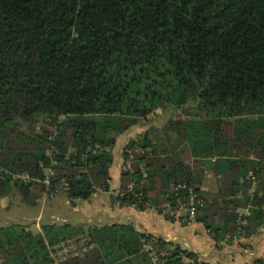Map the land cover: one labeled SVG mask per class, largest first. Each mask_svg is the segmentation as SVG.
Returning a JSON list of instances; mask_svg holds the SVG:
<instances>
[{"label": "trees", "instance_id": "obj_1", "mask_svg": "<svg viewBox=\"0 0 264 264\" xmlns=\"http://www.w3.org/2000/svg\"><path fill=\"white\" fill-rule=\"evenodd\" d=\"M166 109L124 148L133 188L117 200L171 204L187 226L189 192L172 187L188 186L217 247L247 248L237 240L264 227V0H0V207L109 191L120 137ZM198 167L221 184L209 211ZM41 227H0V264H156L147 242L167 264H211L131 223ZM81 234L94 250L57 263L52 249Z\"/></svg>", "mask_w": 264, "mask_h": 264}, {"label": "crops", "instance_id": "obj_2", "mask_svg": "<svg viewBox=\"0 0 264 264\" xmlns=\"http://www.w3.org/2000/svg\"><path fill=\"white\" fill-rule=\"evenodd\" d=\"M144 123H140L121 136L118 144L114 148L115 160L111 168V189L109 191H98L88 202L78 201L74 209L79 210L76 213L81 217L77 221H75L76 215L71 218L69 215L67 217L57 215L52 222H56L57 220L71 222L74 225L85 227L86 230L92 226L103 227L105 225L131 223L139 232L161 236L167 242L175 244L174 246H180L183 250H191L211 264H252L263 257L264 227L261 228L259 235L252 237L250 240L246 239L249 241L247 242V248L241 247L238 243L228 244L227 241H223L220 247H217L214 239L210 235L209 229L203 223L197 221L185 226L181 221L168 219L167 214L169 217L172 216L175 218L176 216H173L171 211H166V214L163 213L157 205H150V209L144 211L135 205H124L117 200L118 196L123 193V188L127 184L131 187L132 184V181L128 180L129 177L125 176L124 172V148L131 139L139 137L149 130V128L144 126ZM118 147L119 152L117 151ZM116 159H118V162L115 168H113ZM197 169H199L200 176L202 177L200 188L201 201L202 203H206L207 207L204 209L209 211L211 210L210 204L219 199L221 184H219V181L213 174L211 175L207 171L203 174L201 167ZM104 193L110 194L114 198L111 200L106 199L103 195ZM176 224H179V226L174 227L173 225ZM242 240H237V242ZM94 248L95 245H92L91 249L85 255L79 257H86ZM249 249L253 252H249Z\"/></svg>", "mask_w": 264, "mask_h": 264}, {"label": "rangeland", "instance_id": "obj_3", "mask_svg": "<svg viewBox=\"0 0 264 264\" xmlns=\"http://www.w3.org/2000/svg\"><path fill=\"white\" fill-rule=\"evenodd\" d=\"M173 109H166L159 112V116L151 117V119L147 122H145L144 126L146 128H149L152 125L156 126H164L167 119L172 117L174 115ZM145 133V132H144ZM117 151L119 152V147L117 148ZM118 159H116L115 166L117 165ZM131 162L128 163V167H130ZM133 186V184L131 185ZM106 199H113L112 195H108L106 193L103 194ZM170 204V203H169ZM11 205V209L7 212V208ZM75 207H73L68 199L65 196L57 195L53 198H48L45 200V202H41L37 206H29L21 202L20 199H14L12 203H9L7 201L6 203H3L0 207V227L4 226L7 222H25L26 225L29 226V229L32 230L35 234H38L41 232L42 227L40 226L41 223H44L46 221H53L57 215H60L61 217H67V215L71 217H75V221L80 219V215L76 212L79 210H75ZM58 211V212H57ZM170 211L175 212V208L171 206L170 204ZM183 216H186L184 213ZM39 221V222H37ZM57 222H61L60 220H57ZM174 227L179 226V224L173 225ZM260 234V233H259ZM258 234V235H259ZM251 239V238H250ZM247 239V240H250ZM245 238H243V241H247ZM263 246L262 244H260ZM242 247V246H241ZM264 247V246H263ZM262 251V249H261ZM249 252H253L249 249ZM264 256V255H263Z\"/></svg>", "mask_w": 264, "mask_h": 264}, {"label": "built area", "instance_id": "obj_4", "mask_svg": "<svg viewBox=\"0 0 264 264\" xmlns=\"http://www.w3.org/2000/svg\"><path fill=\"white\" fill-rule=\"evenodd\" d=\"M18 178H22V176L18 175ZM24 178L29 179V176H25ZM48 185H50V176L47 179ZM132 187V186H131ZM186 189L187 192H189V211L190 215L188 216V219L191 222H196V215H197V206L198 201L196 198V195L194 194V191L192 188H189L188 186H173V191H180L181 189ZM183 210H175V212H171L173 216L181 217L183 216ZM91 243H90V237L87 234H81L78 236L73 237L70 240H67L65 242H62L58 245H56L52 249V257L54 260L58 263L63 260H67L73 257H79L85 255L90 249H91ZM144 248L147 250L152 251V256L154 258V261L156 264H167L166 256L168 253L166 251H163L160 249V246L155 245L153 242H147L144 244Z\"/></svg>", "mask_w": 264, "mask_h": 264}, {"label": "water", "instance_id": "obj_5", "mask_svg": "<svg viewBox=\"0 0 264 264\" xmlns=\"http://www.w3.org/2000/svg\"><path fill=\"white\" fill-rule=\"evenodd\" d=\"M54 223H57V221H56V222H54Z\"/></svg>", "mask_w": 264, "mask_h": 264}]
</instances>
